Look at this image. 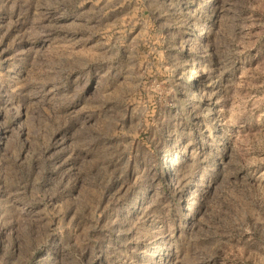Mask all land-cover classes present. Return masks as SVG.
Segmentation results:
<instances>
[{
  "label": "rangeland",
  "instance_id": "rangeland-1",
  "mask_svg": "<svg viewBox=\"0 0 264 264\" xmlns=\"http://www.w3.org/2000/svg\"><path fill=\"white\" fill-rule=\"evenodd\" d=\"M0 264H264V0H0Z\"/></svg>",
  "mask_w": 264,
  "mask_h": 264
}]
</instances>
